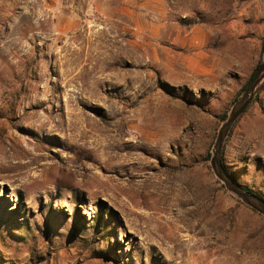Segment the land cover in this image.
<instances>
[{"label":"rangeland","instance_id":"1","mask_svg":"<svg viewBox=\"0 0 264 264\" xmlns=\"http://www.w3.org/2000/svg\"><path fill=\"white\" fill-rule=\"evenodd\" d=\"M263 52L264 0H0V264H264V217L209 165ZM157 130L145 173L69 140ZM74 156L103 191L70 183ZM221 159L264 199V85Z\"/></svg>","mask_w":264,"mask_h":264},{"label":"bare ground","instance_id":"2","mask_svg":"<svg viewBox=\"0 0 264 264\" xmlns=\"http://www.w3.org/2000/svg\"><path fill=\"white\" fill-rule=\"evenodd\" d=\"M80 124L81 123L78 119V114H77V117L70 122L69 130L79 128L81 126ZM158 130L156 133H154L153 139L146 138V140L144 139L142 140L141 138V140L135 141L134 143L130 144V146L124 145V143H122L123 141H120V140H114V142L111 143L109 141L103 142L102 141L103 139L102 140L99 139L103 143L98 142V140H96L97 144L96 146H93V147L85 146L84 144L78 145L76 144L77 135H74V134L69 135V140L71 142H74V144H71V145H74L76 148H80V153L83 154V156H86L88 158L97 159L100 165H102V167H114L115 165L117 166L119 165L121 167H124L123 168L124 170L129 167L134 170L136 169L137 173L138 172L145 173L146 170L152 169V167L149 165L150 163L149 164L147 163V155L156 156L157 154H159L158 152H159V147L161 145L160 144L161 142L158 138L160 134ZM78 159L79 158L77 156H74L72 158L70 157L68 158V160H65L63 163L62 168H64L67 171L69 175L68 179L70 183L80 189H86L89 186H93L97 188L96 190L88 191L89 194L99 193L103 191V189L100 188L99 185H96V184H99L97 182V179L99 178V175L97 173H93V171L91 172L90 169L86 167L83 168V171L82 170L80 171L79 170L80 168L71 169L70 164L71 163L73 164V162H77ZM83 165L85 166V164ZM129 176L127 178L128 180H130L131 178ZM87 177L91 178L92 181L89 182V180L88 181L85 180ZM120 179L123 180L121 177Z\"/></svg>","mask_w":264,"mask_h":264},{"label":"water","instance_id":"3","mask_svg":"<svg viewBox=\"0 0 264 264\" xmlns=\"http://www.w3.org/2000/svg\"><path fill=\"white\" fill-rule=\"evenodd\" d=\"M263 85L264 52L252 72L251 77L245 84V87L232 104L226 118L218 128L210 151L209 165L217 180L224 186L225 190L230 195L264 217V199L237 183L226 171L221 160L223 144L231 127L253 101L255 95L260 91Z\"/></svg>","mask_w":264,"mask_h":264},{"label":"trees","instance_id":"4","mask_svg":"<svg viewBox=\"0 0 264 264\" xmlns=\"http://www.w3.org/2000/svg\"><path fill=\"white\" fill-rule=\"evenodd\" d=\"M252 75V74H251ZM251 75H250V77H251ZM247 83V82H246ZM245 83V84H246ZM245 84L242 86V88H241V90H243V88L245 87ZM225 117V116H224ZM222 160V159H221ZM222 164H223V166H224V168H225V165H224V163H223V161H222ZM226 169V168H225ZM227 171V170H226ZM233 178V177H232ZM248 191H251V192H253L251 189H248V188H246Z\"/></svg>","mask_w":264,"mask_h":264}]
</instances>
